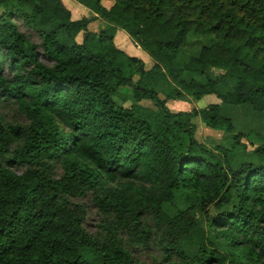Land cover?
Here are the masks:
<instances>
[{"label":"trees","instance_id":"16d2710c","mask_svg":"<svg viewBox=\"0 0 264 264\" xmlns=\"http://www.w3.org/2000/svg\"><path fill=\"white\" fill-rule=\"evenodd\" d=\"M75 1L93 16L0 0V264H264V134L226 109L264 112V0ZM206 95L220 101L167 104ZM9 101L26 123L5 119ZM200 123L233 145L199 141ZM242 147L257 161L236 168Z\"/></svg>","mask_w":264,"mask_h":264},{"label":"rangeland","instance_id":"374dc122","mask_svg":"<svg viewBox=\"0 0 264 264\" xmlns=\"http://www.w3.org/2000/svg\"><path fill=\"white\" fill-rule=\"evenodd\" d=\"M67 2L69 1H73L74 5L76 4L75 0H66ZM112 1V0H110ZM111 4V3H110ZM110 4L108 6H110ZM83 15H87V16H93V13L90 12L89 9H87L86 7L83 8V13L81 14V16ZM107 27V24L101 20H95L94 22H92L90 24V30L94 31V32H99L101 29H105ZM25 31H27L28 33H31L30 30L24 28ZM122 32H120L118 34V37L116 39V43L117 45L124 49L125 51H127L130 54H134L137 55L139 57H142L146 62H147V66L151 67L154 63L153 59L145 52L143 51L137 44L133 43L130 39V37H128V33L120 30ZM191 38L188 40V42L186 43L185 46V51L187 53H189L190 51L194 52L196 50L201 49L202 47H204L205 45H209L211 44L214 40L213 38V34L208 31L205 32L202 35H194L191 34L190 35ZM80 39V38H79ZM34 40L39 43L40 42V38L38 36H34ZM42 60L45 63H49V61H47V59L45 58V56L42 55ZM217 74H219V71H216ZM124 90H126V87L123 88ZM125 93V92H123ZM161 93H163V90H161ZM162 97L165 98L164 95H162ZM217 96L216 95H206L202 100H200L199 102H195L193 99H184V100H170L167 104L168 106L171 108L172 111H180V110H192L195 108V106L197 107H201L204 104H208L209 102H219L217 101ZM7 102L5 104H3L4 106L1 107V111L3 112L5 119L8 122H21V123H26L25 118L23 117V115H21V113L19 112L18 108L16 105L13 104V102ZM132 103L131 100H128L125 102L126 106H130ZM145 106L149 105L151 107L154 108V106L151 104V101H144L142 102ZM239 108H245V110H242V112L238 113L236 116V128H241V129H245L243 130L244 132H248L251 134L252 140H256L258 135H263L264 134V112H259V111H255L254 108L251 107V105H243L240 106ZM235 117V115H234ZM197 138L199 139V141L206 143L209 146L215 147L218 142H223L222 144H225L227 146H232L234 141L233 138H231L232 136H230V134H224L222 131H216V130H212L209 129L208 127H205L203 125H201L200 123V127L197 131ZM244 143L246 144V148L248 150L253 149L254 146L249 142V140L245 139ZM247 151V150H246ZM249 161H257V157L253 156V155H249L245 152L244 148L242 147L239 151H237L236 153V159L234 162V166L236 168H239L242 166L243 163L245 162H249ZM15 169L17 171H22L21 168L15 167ZM82 202H85L86 204L89 205L88 209H89V213H88V219H87V226L90 230H94L96 223H97V212L96 209L92 206L91 201L89 198H80L79 199ZM213 213H216L215 210H213ZM221 247H223V244H220ZM141 259L148 261L149 258L146 254H140L139 255Z\"/></svg>","mask_w":264,"mask_h":264},{"label":"crops","instance_id":"0c3cea01","mask_svg":"<svg viewBox=\"0 0 264 264\" xmlns=\"http://www.w3.org/2000/svg\"><path fill=\"white\" fill-rule=\"evenodd\" d=\"M64 2L68 6V8H70L77 16H81V14L83 13V8L85 6L81 5L78 2H76V4L74 5L73 4L74 3L73 1L67 2L66 0H64ZM113 2H114V0H112V1H110V0H103V3L105 5H109L110 3L112 5ZM241 106H243V105H241ZM239 107L240 106H238V107H235V106H228V107H226V109L228 111L227 115L230 116V117H233L235 123H236V116H237V114L240 113V112H242V110H245L246 111L245 108L242 109V108H239ZM234 115H235V117H234ZM239 129H241V128H239ZM241 130H245V129H241Z\"/></svg>","mask_w":264,"mask_h":264}]
</instances>
